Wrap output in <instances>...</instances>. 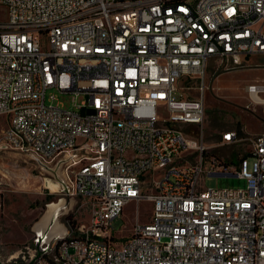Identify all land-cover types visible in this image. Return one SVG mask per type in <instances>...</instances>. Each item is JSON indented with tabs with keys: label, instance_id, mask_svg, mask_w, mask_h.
<instances>
[{
	"label": "built area",
	"instance_id": "obj_1",
	"mask_svg": "<svg viewBox=\"0 0 264 264\" xmlns=\"http://www.w3.org/2000/svg\"><path fill=\"white\" fill-rule=\"evenodd\" d=\"M0 6V149L38 159L65 182L64 199L84 200L77 211L70 202L45 244L57 263L44 254L34 264H264V133H222L218 146L248 147L231 170L203 130L189 132L206 116L208 70L264 56V0ZM244 89L264 104V80ZM57 94L83 99L66 108ZM205 175L247 184L209 188ZM142 200L152 202L150 219L136 211L130 232L117 235L113 220Z\"/></svg>",
	"mask_w": 264,
	"mask_h": 264
},
{
	"label": "rangeland",
	"instance_id": "obj_2",
	"mask_svg": "<svg viewBox=\"0 0 264 264\" xmlns=\"http://www.w3.org/2000/svg\"><path fill=\"white\" fill-rule=\"evenodd\" d=\"M5 11L6 7L0 6V15L1 12L4 15ZM249 61L250 65L245 68L220 72L208 70L206 116L202 125L189 128V132L194 135L203 130L205 142L214 147L219 158L223 161L232 160L229 163L231 170L238 165L239 156L247 152L248 147L245 144L218 146L222 133L228 129L242 135L264 133V104L251 103L244 89L249 82L264 80V56H251ZM51 92L56 93L54 90ZM82 99L80 95L73 98V94H57L55 103L63 102L66 108H74L75 103H80ZM246 158L250 170L254 157L246 154ZM203 182L209 188H244L247 184L245 178L236 175H205ZM58 184L32 157L16 149H0V194L3 198L0 211V261L3 264H27L30 261V255L36 248L37 223L41 221L49 204L64 199L60 188L52 189L50 186ZM66 201L59 215L60 225L65 222L66 214L63 211L70 202L74 204V211L84 202L79 197H68ZM136 211L139 212V220L147 222L151 216L152 202L142 200L139 203H128L123 215L113 220L117 235L130 232ZM87 214L84 208H80L76 216L85 220ZM49 220H45L46 225Z\"/></svg>",
	"mask_w": 264,
	"mask_h": 264
},
{
	"label": "bare ground",
	"instance_id": "obj_3",
	"mask_svg": "<svg viewBox=\"0 0 264 264\" xmlns=\"http://www.w3.org/2000/svg\"><path fill=\"white\" fill-rule=\"evenodd\" d=\"M50 186L52 189H59L60 188L59 184L55 185V186H53V185H50ZM65 201H66V199H65ZM65 201H64V199H60L59 201L53 202V203L48 205V208H47L46 212L44 213L41 221L39 223H37L38 227L36 228V230L38 231L39 234H41L42 236L48 235V237H50L55 232L59 231L61 226H60L58 220L54 224L53 228L50 230H48V227L45 228L44 225H46L45 220L47 218H50V220H49V223H50V221L53 217L54 211L58 210L61 207L65 208V206L67 204L66 203L67 201L66 202ZM49 223H48V225H49ZM47 230H48V232H47ZM45 261H48L49 263H57V256L55 254H52V251H45Z\"/></svg>",
	"mask_w": 264,
	"mask_h": 264
},
{
	"label": "water",
	"instance_id": "obj_4",
	"mask_svg": "<svg viewBox=\"0 0 264 264\" xmlns=\"http://www.w3.org/2000/svg\"><path fill=\"white\" fill-rule=\"evenodd\" d=\"M37 161L41 164V162L37 159ZM59 164L57 165V167H59ZM43 168L46 169V170H50L47 166L43 165ZM53 174H54V179L59 182V184L61 185V191L64 192V193H67L68 192V188L65 184V182L58 176L57 174V171L56 170H53ZM63 208H59L58 210L54 211L53 213V217L49 223V225H46V227H48V230L52 229L54 224L56 223V221L59 219V215H60V212ZM61 226V225H60ZM61 228L59 229L58 232H55L53 235H51L50 237H48V235L46 236H42L41 234L37 232V238H36V253H35V256L32 257L30 259V261L27 263V264H34L35 261L38 259V257L42 256L45 254V251H46V248H45V244L48 242V240L50 238H52L53 236H56L57 234H60L61 233ZM47 230V232H48ZM59 237V236H58ZM0 264H3L1 261H0Z\"/></svg>",
	"mask_w": 264,
	"mask_h": 264
}]
</instances>
